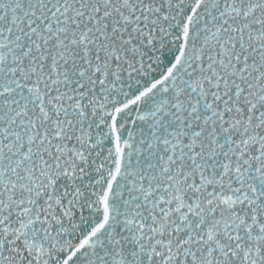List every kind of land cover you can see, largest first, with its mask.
<instances>
[{
	"label": "snow or ice",
	"instance_id": "snow-or-ice-1",
	"mask_svg": "<svg viewBox=\"0 0 264 264\" xmlns=\"http://www.w3.org/2000/svg\"><path fill=\"white\" fill-rule=\"evenodd\" d=\"M0 264H264V0H0Z\"/></svg>",
	"mask_w": 264,
	"mask_h": 264
}]
</instances>
